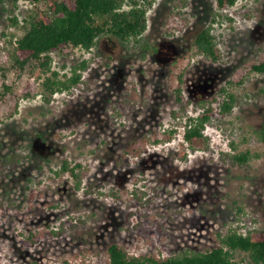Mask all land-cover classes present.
Masks as SVG:
<instances>
[{"label": "rangeland", "instance_id": "374dc122", "mask_svg": "<svg viewBox=\"0 0 264 264\" xmlns=\"http://www.w3.org/2000/svg\"><path fill=\"white\" fill-rule=\"evenodd\" d=\"M32 4L0 0V264H103L116 241L132 252L164 254L215 244L214 233L239 226L264 230V0H155L142 42L99 37L90 50L65 46L50 53V71L78 84L52 95L39 60L17 66L12 39ZM177 6V7H176ZM180 15L167 33V18ZM15 19V20H13ZM210 27L222 58L196 53V33ZM182 73L183 100L173 88ZM221 87L236 95L231 112L207 123L205 146L180 158L185 117ZM176 129L171 140L155 137ZM249 150L246 163L233 159ZM64 158L88 167L76 190L53 175ZM39 231L38 238L29 233Z\"/></svg>", "mask_w": 264, "mask_h": 264}, {"label": "trees", "instance_id": "16d2710c", "mask_svg": "<svg viewBox=\"0 0 264 264\" xmlns=\"http://www.w3.org/2000/svg\"><path fill=\"white\" fill-rule=\"evenodd\" d=\"M21 0H10L13 5ZM32 4L40 0H23ZM182 4L186 0H178ZM237 0H215L218 9L232 6ZM155 0H44V7L36 6L34 11L23 20L22 34L14 37L11 43L10 56L14 63L23 67L31 60H41L42 69L50 71V53L59 51L65 46L80 47L90 50L97 38L103 36L123 43L134 42L143 51L156 52L157 46L143 41V33L147 29V12ZM177 7V6H176ZM180 15L174 11L167 18L165 28L178 30ZM15 20V19H13ZM180 29V28H179ZM196 53L211 60L222 58L221 50L210 27L199 30L193 40ZM87 67L82 60L71 64L70 76L58 77L57 71H50L43 86L52 95L55 92L69 91L78 84L81 72ZM251 70L264 74V60L253 64ZM182 73L178 75V83L173 88L178 102L183 100ZM0 90V102L5 101V92L10 87L3 84ZM236 95L221 87L209 98H200L196 102L193 114L185 117L183 129L182 160L186 159V148L205 146L207 123L216 113L227 114L232 111ZM176 129H170L162 137H155L154 142L171 140ZM264 142V126L254 131ZM256 154L249 150L241 151L233 156L239 163L248 162ZM88 167L82 161L64 158L56 169L54 177L67 178L76 190L83 186L84 174ZM32 238L42 235L39 231L30 232ZM215 244L201 248L184 247L176 252L164 254L161 251L147 250L132 252L123 244L113 241L106 246V259L103 264H264V230L258 228L241 230L239 226L229 227L225 232L214 233Z\"/></svg>", "mask_w": 264, "mask_h": 264}]
</instances>
